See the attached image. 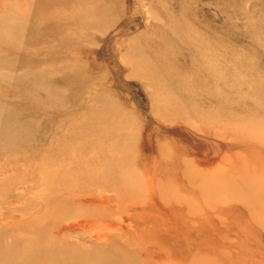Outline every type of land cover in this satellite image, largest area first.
<instances>
[{
    "label": "rangeland",
    "instance_id": "1",
    "mask_svg": "<svg viewBox=\"0 0 264 264\" xmlns=\"http://www.w3.org/2000/svg\"><path fill=\"white\" fill-rule=\"evenodd\" d=\"M78 257L264 264V0H0V264Z\"/></svg>",
    "mask_w": 264,
    "mask_h": 264
},
{
    "label": "bare ground",
    "instance_id": "2",
    "mask_svg": "<svg viewBox=\"0 0 264 264\" xmlns=\"http://www.w3.org/2000/svg\"><path fill=\"white\" fill-rule=\"evenodd\" d=\"M202 43V42H201ZM206 43V42H205ZM214 70L215 71H217L215 68H214ZM219 72V71H218ZM220 79H222L221 77H219ZM262 105V104H261ZM249 118V117H248ZM123 148V147H122ZM74 160V159H73ZM121 160V159H120ZM73 162V161H72ZM122 162H123V160H122ZM113 163V162H112ZM117 163V162H116ZM120 163V162H119ZM73 164V163H72ZM121 164V163H120ZM67 165V164H66ZM65 165V166H66ZM113 165H115V164H113ZM245 165V164H244ZM65 166L63 167V169H65ZM104 166V165H103ZM107 166V165H106ZM101 167V166H100ZM108 167H109V165H108ZM115 167V166H114ZM67 168V167H66ZM64 172V171H63ZM91 172V171H90ZM44 173V172H43ZM117 173V172H116ZM79 174V173H78ZM115 174V173H114ZM118 174V173H117ZM98 175V174H97ZM79 176V175H78ZM99 176H103V175H100L99 174ZM115 176V175H114ZM113 176V177H114ZM104 177V176H103ZM112 177V178H113ZM125 177V176H124ZM123 177V178H124ZM99 179H100V177H99ZM59 180H60V182H59V184H58V191H60V192H58V193H61V192H67V194H69V197H68V199H70V200H72L71 198H73V201L75 202V204L76 205H78V206H81L82 205V202H84V201H88V199H86V198H88V196L90 195V193L88 192L89 190H91L89 187H91V186H94V185H91V186H89V187H87L86 189H83V188H81L79 185L77 186V185H75V186H73L71 183L69 184V183H65V181L64 180H61L60 179V177H59ZM83 180V179H82ZM97 180V179H96ZM114 180V179H113ZM117 180V179H116ZM127 182V181H126ZM106 183V182H105ZM109 183V182H108ZM72 185V186H71ZM100 186V185H99ZM106 185L105 184H103L102 186H100V187H98L97 189H100V190H105V189H107V186H106V188L104 189L103 187H105ZM125 186V185H124ZM99 190V193H101V192H103V191H100ZM107 191V190H106ZM134 191V190H133ZM65 192V193H66ZM144 192V191H143ZM111 193V192H110ZM91 194H93V193H91ZM103 194V193H102ZM105 195V194H104ZM120 195V194H119ZM62 196H64L63 194H62ZM59 197V196H58ZM100 198H104V196L103 195H101V196H99ZM105 197L108 199L107 201L110 203V201H111V199L109 198V197H107L106 195H105ZM121 198V197H120ZM60 199V198H59ZM58 199V200H59ZM65 199V198H64ZM67 199V196H66V199L65 200H68ZM61 200V199H60ZM64 200V201H65ZM84 200V201H83ZM69 201V200H68ZM118 201H120L119 199H118ZM123 201V203L122 204H124L125 202H124V200H122ZM128 202V201H127ZM138 202V201H137ZM66 205H69V204H67L66 202H64ZM60 204V203H59ZM79 204H81V205H79ZM111 204V203H110ZM130 204V203H129ZM65 205V206H66ZM73 205V204H72ZM116 206H118V205H116ZM127 206H129V205H127ZM132 206V205H131ZM118 207H121V206H118ZM60 208V207H59ZM76 208H79L80 209V207H76ZM75 208V209H76ZM122 208V207H121ZM79 210L77 209V211L76 212H78ZM71 215L69 216V217H71V216H74L75 214H73V213H70ZM78 214V213H77ZM76 214V215H77ZM92 216V215H91ZM98 216L99 215H95V219H97L98 218ZM79 216H77V218H78ZM102 220H104L105 218V214L104 213H102L100 216H99ZM79 219H80V217H79ZM83 219V218H82ZM94 219V218H93ZM119 220V219H118ZM79 222H80V220H79ZM87 223V222H86ZM77 225H79V223H77ZM81 225V224H80ZM86 225V224H85ZM85 225H81V226H84V227H88L87 225L85 226ZM100 225H102L101 223H100ZM105 226H107V224L105 225ZM108 226H110V225H108ZM101 227L102 226H100L99 228L101 229ZM91 228H93V227H91ZM103 228H104V226H103ZM112 228V227H111ZM111 228H109V229H111ZM88 229H90V228H88ZM94 231H95V229H93ZM99 230V229H98ZM106 230V229H105ZM108 231V230H107ZM108 232H110V231H108ZM111 232H112V230H111ZM98 237V236H97ZM100 240V239H99ZM128 240V239H127ZM131 239L129 238V241H130ZM37 244V246L38 245H40V244H38V243H36ZM35 244V245H36ZM48 246V245H47ZM83 256V255H82ZM90 256V255H89ZM78 259V260H77ZM76 260L77 261H75L77 264H90V262H89V260L90 259H87V258H85V257H78ZM71 260V259H70ZM91 260H93V259H91Z\"/></svg>",
    "mask_w": 264,
    "mask_h": 264
}]
</instances>
